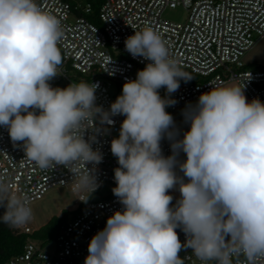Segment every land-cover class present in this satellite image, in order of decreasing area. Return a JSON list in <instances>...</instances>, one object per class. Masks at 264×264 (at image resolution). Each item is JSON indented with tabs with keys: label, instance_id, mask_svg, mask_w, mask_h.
I'll use <instances>...</instances> for the list:
<instances>
[{
	"label": "clouds",
	"instance_id": "obj_1",
	"mask_svg": "<svg viewBox=\"0 0 264 264\" xmlns=\"http://www.w3.org/2000/svg\"><path fill=\"white\" fill-rule=\"evenodd\" d=\"M61 37L60 20L35 0H0V126L14 143L24 142L26 158L42 170L68 168L71 190L92 194L103 156L80 129L89 119L112 125V117H125L111 140L119 165L112 192L123 210L91 238L84 264H183L182 248L216 264H234L240 256L255 264L264 257V102H249L245 85L211 87L182 110L190 128L178 138L166 111L176 101L158 90L170 97L181 80L193 78L170 59L156 30L145 27L125 39L127 52L149 63L126 80L107 110L96 104L98 82L50 85L63 63ZM164 139L170 156L162 153ZM172 189L180 192L174 206ZM0 206V223L20 228L32 219L27 198L3 181Z\"/></svg>",
	"mask_w": 264,
	"mask_h": 264
},
{
	"label": "built area",
	"instance_id": "obj_2",
	"mask_svg": "<svg viewBox=\"0 0 264 264\" xmlns=\"http://www.w3.org/2000/svg\"><path fill=\"white\" fill-rule=\"evenodd\" d=\"M35 2L61 22L62 37L58 48L63 63L58 67L60 75L49 81L54 88H64L70 83L98 82L96 104L107 110L114 102L113 86L123 87L126 80L135 79L138 69H144L149 63L142 57L133 58L125 48V39L135 31L151 27L166 42L170 59L193 78L188 82L181 80L178 91L171 94L176 101L171 106L172 113L198 101L199 96L211 87L233 83L245 85L244 91L250 101L258 98L264 102V68L247 69L244 61L250 51L264 43V0H104L100 10L101 27L83 16L70 21L75 11L89 14L91 4L72 7L65 0ZM178 7L188 10L187 23H173L163 18L167 8ZM72 74L84 78L76 81ZM112 119V125L89 119L80 129L81 133L86 129L84 138L90 140L93 149H99L103 156L94 171L98 188L92 194L82 192L79 196V204L87 203L85 209L63 225L54 243L44 245L31 241L20 255L5 264H84L91 238L106 226L107 219L115 211L123 210L113 192L98 200L90 199L106 184L116 186L114 169L119 165L111 153V140L118 138L125 117L118 115ZM23 143H14L8 129L0 126V181L9 184L13 193L25 196L31 208L51 189L70 187L72 173L62 165L40 169L26 158ZM161 148L163 155L172 154L167 139L161 141ZM178 159L186 160V154L181 152ZM76 167L82 172L87 171L83 163L78 162ZM87 167L92 169L93 165ZM176 172L183 176L179 168ZM168 194L173 196L174 206L178 198L171 190ZM16 229L30 234L35 231ZM176 231L184 244L185 233L180 228ZM179 256L183 264H216L198 259L191 248H182ZM234 264L248 262L240 256L238 260L234 259ZM255 264H264V257H258Z\"/></svg>",
	"mask_w": 264,
	"mask_h": 264
},
{
	"label": "rangeland",
	"instance_id": "obj_3",
	"mask_svg": "<svg viewBox=\"0 0 264 264\" xmlns=\"http://www.w3.org/2000/svg\"><path fill=\"white\" fill-rule=\"evenodd\" d=\"M77 2L81 7H83L86 5L87 0H77ZM163 18L169 22L185 24L188 22L189 12L183 7H178L176 9L167 8L163 12ZM75 20L76 15L72 14L70 21L74 22ZM244 61L252 70L264 67V43H259L252 51H250L246 55ZM158 91L159 93H163L161 95L162 98L168 97L172 99V96L170 95L169 97L166 93L165 88H161ZM111 93L115 101L116 98L122 94V87L114 85L111 89ZM196 102L197 101L191 104L194 105ZM185 107L176 113H172L171 106L166 107V111L173 116L178 131L188 126L190 127V124L184 122V117L182 115V110L185 109ZM114 187L115 186L112 184H106L100 192L92 195L90 198L98 200L99 198L111 193ZM171 192L176 198H180V192L178 189H172ZM81 193L82 192H73L71 190V186L68 188L51 189L42 200H39L31 205L33 220L22 228L29 231L37 230L46 225L53 217L60 216L64 210H76L79 205V196Z\"/></svg>",
	"mask_w": 264,
	"mask_h": 264
},
{
	"label": "trees",
	"instance_id": "obj_4",
	"mask_svg": "<svg viewBox=\"0 0 264 264\" xmlns=\"http://www.w3.org/2000/svg\"><path fill=\"white\" fill-rule=\"evenodd\" d=\"M65 1L70 3L72 7L78 5L77 0ZM103 3L104 0H87L86 4H91L92 6L91 12L89 14H86L82 11H75V15L79 17L83 16L88 19L91 23L101 27L102 23L100 20V10ZM246 68L250 69L249 66H247ZM139 70L142 69H138V71ZM72 77L76 81H79L80 79L84 78V76L80 74H72ZM86 204L87 203L79 204L76 210L74 211L64 210L60 216L53 217L46 225L35 230L31 234L22 233L16 228L10 227L4 223H0V264H5L11 258L20 255L24 251L25 246L31 241L42 243L44 245L54 243L57 237L59 236L63 225L67 223L70 219L74 218L82 210H84ZM4 211L5 208L3 206H0V216L3 215Z\"/></svg>",
	"mask_w": 264,
	"mask_h": 264
},
{
	"label": "crops",
	"instance_id": "obj_5",
	"mask_svg": "<svg viewBox=\"0 0 264 264\" xmlns=\"http://www.w3.org/2000/svg\"><path fill=\"white\" fill-rule=\"evenodd\" d=\"M246 66H249L248 64H246ZM234 84V83H233ZM234 85H237V84H234ZM245 96H246V98H247V100L249 101V102H251L250 101V99L248 98V96L245 94ZM189 126L188 127H186V128H184V129H180L178 132H179V135H178V138H182L183 137V133L185 132V131H187V130H189Z\"/></svg>",
	"mask_w": 264,
	"mask_h": 264
}]
</instances>
